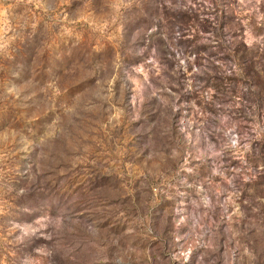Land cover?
Segmentation results:
<instances>
[{"label": "rangeland", "instance_id": "1", "mask_svg": "<svg viewBox=\"0 0 264 264\" xmlns=\"http://www.w3.org/2000/svg\"><path fill=\"white\" fill-rule=\"evenodd\" d=\"M0 264H264V0H0Z\"/></svg>", "mask_w": 264, "mask_h": 264}]
</instances>
